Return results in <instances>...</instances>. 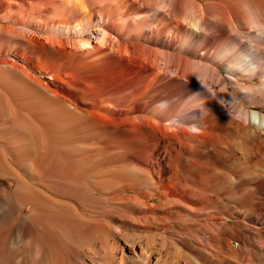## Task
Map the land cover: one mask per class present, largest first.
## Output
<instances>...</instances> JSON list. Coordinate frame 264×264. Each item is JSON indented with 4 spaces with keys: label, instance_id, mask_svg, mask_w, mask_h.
<instances>
[{
    "label": "bare ground",
    "instance_id": "6f19581e",
    "mask_svg": "<svg viewBox=\"0 0 264 264\" xmlns=\"http://www.w3.org/2000/svg\"><path fill=\"white\" fill-rule=\"evenodd\" d=\"M43 5L65 9L75 21L72 27L52 26L65 39L42 37L45 46L60 44L113 59L132 78L130 91L121 98L109 93L100 99L111 109L113 132L125 135V127L149 123L153 133L157 130L154 144H166L168 151L180 147L175 153H217L220 140L230 137L245 141L254 137L264 143V113L246 109L253 100L264 98V0H0L4 12ZM93 8H104L105 16L90 15ZM0 34L1 43L18 44L0 47V72H21L32 82L31 73L40 72L25 52L30 32L0 26ZM44 74L51 79L48 72ZM242 76L248 81L259 78L261 83L247 87ZM186 100L190 105L173 116L174 104ZM232 162L238 163L235 158ZM230 166L209 170L205 178L210 185L201 180L189 186L163 185L170 195L167 200L157 191L143 200L139 192L125 197L119 204V226L138 231L135 217L142 215L149 232L125 233L120 238L114 232L119 228L109 221H93L86 232L91 241L73 247L69 255L52 252L43 232L46 207L35 201L36 194L33 200H27V194V202H22L18 191L0 188V212L7 202L8 218L14 221L0 236V264H28L31 256L34 264H264V210L256 213L241 207L242 221L234 224L220 203L224 191L232 197L247 192L252 203L264 199V174ZM204 193L212 198L206 206L200 199ZM160 197L163 203L148 204ZM26 206L34 228L30 235L14 229ZM166 223L167 232H153ZM234 242L240 244L236 249Z\"/></svg>",
    "mask_w": 264,
    "mask_h": 264
},
{
    "label": "rangeland",
    "instance_id": "374dc122",
    "mask_svg": "<svg viewBox=\"0 0 264 264\" xmlns=\"http://www.w3.org/2000/svg\"><path fill=\"white\" fill-rule=\"evenodd\" d=\"M101 10L93 8L88 13L97 16L101 12V16H105L106 11ZM119 14L121 16L123 12ZM70 15L65 9L45 5L13 12L0 10L2 28L30 32L31 41L25 52L34 59L35 68L40 72L31 73L32 82L21 72H0V188L7 193L18 191L17 197L22 202L36 196L35 201L39 200L46 207L43 232L51 241L53 253L69 255L73 247L88 244L91 238L86 232L91 230L93 221H109L113 228H119L114 232L120 238L125 233L149 232V225L142 215L135 217L140 226L138 231L121 227L117 222L122 218L119 204L134 193L142 194L140 199L143 200L157 191L167 200L170 195L163 190V185L189 186L200 180L210 185L205 174L209 170H221L225 164H231L235 170L264 174V162L259 160L261 155L264 158V143L254 137L246 141L239 137L221 139L217 153H175L180 147L168 151L166 144H154L157 130L153 133L149 123L135 129L125 127V135L113 132L116 125L111 109L100 99L109 93L121 98L130 91L132 78L113 59L60 44L45 46L42 37L65 39L64 34L52 26L72 27L75 21ZM116 19L113 17L114 21ZM10 42L12 44L0 42V47H18L12 40ZM8 58L13 62L12 56ZM44 72H48L51 79L43 77ZM240 78L247 87H257L261 83L259 78L253 81ZM189 105L187 100L174 104L173 116ZM246 109L264 113V98L253 100ZM237 139L241 142L237 143ZM23 158L26 164L22 163ZM234 158L238 161L235 165ZM227 192L224 191L220 203L225 213L233 217L229 218L230 223L242 221V214L238 212L241 207L251 208L256 213L264 210V199L252 203L247 192L235 197ZM162 197L150 200L148 204L163 203ZM200 197L203 206L212 201L209 194ZM2 204L0 236L5 235L14 223L8 218L11 215L9 204ZM30 213V207L26 206L21 213L23 218L15 224L16 231L22 230L27 235L34 231L28 218ZM168 227L169 223L159 225L153 232L161 234L167 232ZM232 246L236 249L240 244L234 242ZM34 258L31 256L28 264H34Z\"/></svg>",
    "mask_w": 264,
    "mask_h": 264
}]
</instances>
